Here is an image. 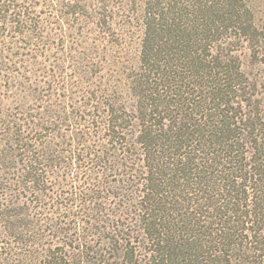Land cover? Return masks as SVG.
<instances>
[{
	"label": "trees",
	"instance_id": "trees-1",
	"mask_svg": "<svg viewBox=\"0 0 264 264\" xmlns=\"http://www.w3.org/2000/svg\"><path fill=\"white\" fill-rule=\"evenodd\" d=\"M80 20L140 32L130 102L82 101L51 55ZM237 42L264 55L246 0H0V82L36 83L0 112V264H264V88Z\"/></svg>",
	"mask_w": 264,
	"mask_h": 264
},
{
	"label": "rangeland",
	"instance_id": "rangeland-1",
	"mask_svg": "<svg viewBox=\"0 0 264 264\" xmlns=\"http://www.w3.org/2000/svg\"><path fill=\"white\" fill-rule=\"evenodd\" d=\"M246 1L253 5L257 21L264 24V0ZM52 23L54 26L49 27V29L52 28L50 34L55 37L57 33L56 38L59 39L56 41L50 39L47 46L52 48L51 55L59 54V58H62L63 67L60 65L61 71L65 68L67 74L71 75L76 58L81 69L84 70L77 78L79 89L75 92H79L78 98H81L82 101L86 100L87 98H83L85 92L109 87L114 90L112 101L118 102L124 99L130 102L129 93L132 89L133 79L138 74L137 66L141 44L140 32L135 33L136 27L127 29L122 36L117 30L118 27L109 31L102 26H87L80 20L78 21L79 26L74 25L73 30L68 32L66 29L67 35H63L64 32L60 33L62 26L58 25L56 21H52ZM34 50L37 51L39 48L35 47ZM236 50L234 56L237 60V66H241L242 73L248 80L258 82L264 88V55L254 54L253 51L244 48L242 43L238 42L236 43ZM32 53L34 54V52ZM38 55H42V59L47 62L53 61V57H47L42 49ZM28 67L31 71H44V64L35 66L31 63V66L28 65ZM3 75L7 78L11 76L10 73ZM30 76L32 75L23 72L22 87L20 85L13 86L6 78L0 82V112H8L17 107L16 96L23 100V96L28 94L29 97L25 101L32 99V93L27 89L36 83L31 85L26 81ZM42 78L37 79V84L43 81ZM31 80L35 82L33 76ZM72 90L74 89L70 87V92ZM82 95L83 97H81ZM105 99L109 100L106 97Z\"/></svg>",
	"mask_w": 264,
	"mask_h": 264
}]
</instances>
